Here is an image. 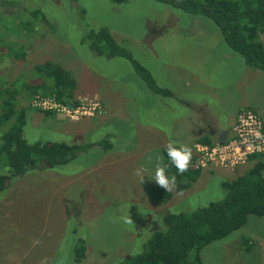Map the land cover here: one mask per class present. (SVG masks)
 <instances>
[{
    "label": "rangeland",
    "instance_id": "1",
    "mask_svg": "<svg viewBox=\"0 0 264 264\" xmlns=\"http://www.w3.org/2000/svg\"><path fill=\"white\" fill-rule=\"evenodd\" d=\"M4 5L0 94L2 87L13 89L17 96L9 104L27 107L24 87L44 80L35 67L48 61L68 73L74 98L95 95L106 112L70 124L25 109V141L84 146L105 140L110 148L90 147L52 168L27 166L8 180L0 193V264H41L45 258L46 264H118L161 229V210L191 212L218 201L224 194L220 182L246 171L247 162L233 172L210 164L188 189L177 193L174 186L167 202L157 198L165 190L154 181L155 165L163 163L160 147L178 143L196 125L207 127L217 119L225 126L241 105L264 121V74L230 52L208 18L148 0H6ZM33 11L35 16H28ZM100 28L172 96L151 93L126 60L91 52L82 40ZM259 41L264 45V33ZM18 52L23 55L11 56ZM5 129L0 122V132ZM142 165L143 182L136 175ZM2 169L0 164V174H6ZM78 240L84 257L74 262ZM199 257L202 264H264V216H248L237 231L204 246Z\"/></svg>",
    "mask_w": 264,
    "mask_h": 264
},
{
    "label": "trees",
    "instance_id": "2",
    "mask_svg": "<svg viewBox=\"0 0 264 264\" xmlns=\"http://www.w3.org/2000/svg\"><path fill=\"white\" fill-rule=\"evenodd\" d=\"M148 1L166 5L185 14L208 18L218 30L226 48L240 56L246 67L264 74V45L259 41V35L264 33V0ZM1 2L4 5L6 0H0ZM34 14L33 11L28 16H35ZM83 41L87 42V48L98 57H119L129 62L135 74L151 93L162 97L172 96L169 90L158 87L152 81L148 71L140 66L128 51L116 44L105 28L87 32ZM20 55L23 54L18 52L12 53L11 56L15 58ZM35 68L44 76V80L48 79L50 83L42 80L34 87L30 85L24 87L28 100L27 107L16 109L9 104L14 96H17L12 88L2 87L0 94L2 104L0 122L6 127L0 132V164L3 169H7V175L0 174V193L7 188L8 180L21 175L27 166L35 167L42 164L52 168L54 165L67 163L90 147L110 148L105 140L84 146L39 142L28 144L25 141L22 136L24 113L25 109L34 111L29 107V101L33 96L53 97L66 105L75 104L74 82L61 66L44 61ZM47 114L49 115L45 113ZM262 130L264 133L263 124ZM214 141L218 142L207 135L197 136L193 140L194 143L207 146H211ZM160 155L163 166H166L167 175L176 177L177 193L188 189L202 172L189 166L187 172L178 173L167 156L166 146L160 149ZM247 163L244 173L220 182V188L224 193L220 200L211 201L191 212L169 213L164 211L166 209L161 210L159 220L161 229L154 231L141 243L140 252L138 250L127 253L118 264H202L199 252L204 246L237 231L250 215L263 217L264 156L252 155ZM170 196L171 193L166 190L157 192V198L163 203L167 202ZM73 255L74 262H79L84 257L82 240L77 241Z\"/></svg>",
    "mask_w": 264,
    "mask_h": 264
},
{
    "label": "built area",
    "instance_id": "3",
    "mask_svg": "<svg viewBox=\"0 0 264 264\" xmlns=\"http://www.w3.org/2000/svg\"><path fill=\"white\" fill-rule=\"evenodd\" d=\"M75 104L66 105L53 97L33 96L29 107L40 113H49L62 119L77 123L85 118H99L106 115L100 99L95 95L74 98ZM260 117L249 111L240 110L223 142H215L211 146L193 143L190 167L203 170L210 164L219 169L233 172L244 165L250 156H264V133Z\"/></svg>",
    "mask_w": 264,
    "mask_h": 264
},
{
    "label": "clouds",
    "instance_id": "4",
    "mask_svg": "<svg viewBox=\"0 0 264 264\" xmlns=\"http://www.w3.org/2000/svg\"><path fill=\"white\" fill-rule=\"evenodd\" d=\"M166 153L178 173L183 174L188 171L192 159V149L187 144H177L170 141L166 145ZM145 171L146 169L143 165L136 170V175L140 176L142 182L144 181ZM154 181L158 186L164 188L166 191H171L175 186L176 177L175 175L169 177L167 175L166 166L157 162L155 165ZM126 223H132V220H126ZM46 259L47 258L42 260L41 264H46Z\"/></svg>",
    "mask_w": 264,
    "mask_h": 264
},
{
    "label": "crops",
    "instance_id": "5",
    "mask_svg": "<svg viewBox=\"0 0 264 264\" xmlns=\"http://www.w3.org/2000/svg\"><path fill=\"white\" fill-rule=\"evenodd\" d=\"M173 97H175V93L174 92H173ZM241 107H242V105L239 107V109L236 112H234V114L231 115L230 119L227 120V124L225 126L223 124L218 123L217 119L215 120L214 123L209 124V126H207V127H200V126L196 125L195 128H198V129L195 132L189 131L188 133L182 134L181 137L178 139V143L179 144H186L187 142L188 143L190 142L191 144H187V145H189V147H191V145L194 143L193 140H195L197 138V136L207 135L210 139H212L218 133L220 134L222 132H225L226 134H228L230 129H231V127H232V125H233V122L235 120V115L240 110ZM249 110H251V111L253 110V112L255 114H258V116L260 115L258 112L255 111V109H249ZM188 116L189 117L187 118V123H188V127H189V125L191 124V123H189V121L191 119V114L189 113ZM259 117L261 118V116H259ZM93 119H97V118H93ZM261 121H262V123L264 125V121H263L262 118H261ZM68 123L77 124L79 122H77V123L68 122ZM202 124L203 123H201V125ZM90 126H88V127H90ZM94 127H95V122H93V124H92V126L90 128L93 129ZM192 128H194V126ZM203 129H205V130H203ZM199 130H201V131L198 132ZM214 140H216V139H214ZM161 148L162 147H160L159 150Z\"/></svg>",
    "mask_w": 264,
    "mask_h": 264
},
{
    "label": "water",
    "instance_id": "6",
    "mask_svg": "<svg viewBox=\"0 0 264 264\" xmlns=\"http://www.w3.org/2000/svg\"><path fill=\"white\" fill-rule=\"evenodd\" d=\"M227 134L225 132H222L219 134L217 141L218 142H223L226 139Z\"/></svg>",
    "mask_w": 264,
    "mask_h": 264
},
{
    "label": "flooded vegetation",
    "instance_id": "7",
    "mask_svg": "<svg viewBox=\"0 0 264 264\" xmlns=\"http://www.w3.org/2000/svg\"><path fill=\"white\" fill-rule=\"evenodd\" d=\"M201 130H199L198 132H200ZM216 136H219V133L216 135ZM218 138V137H217Z\"/></svg>",
    "mask_w": 264,
    "mask_h": 264
}]
</instances>
